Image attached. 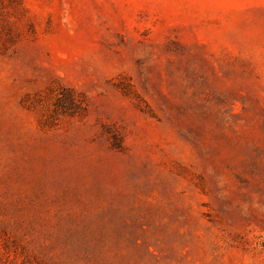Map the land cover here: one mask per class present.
Wrapping results in <instances>:
<instances>
[{
	"label": "rangeland",
	"instance_id": "374dc122",
	"mask_svg": "<svg viewBox=\"0 0 264 264\" xmlns=\"http://www.w3.org/2000/svg\"><path fill=\"white\" fill-rule=\"evenodd\" d=\"M0 264H264V0H0Z\"/></svg>",
	"mask_w": 264,
	"mask_h": 264
}]
</instances>
